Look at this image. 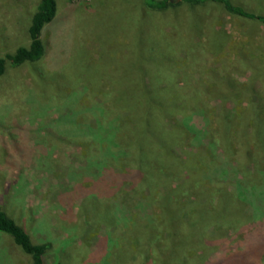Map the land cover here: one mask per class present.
<instances>
[{"label":"rangeland","instance_id":"rangeland-1","mask_svg":"<svg viewBox=\"0 0 264 264\" xmlns=\"http://www.w3.org/2000/svg\"><path fill=\"white\" fill-rule=\"evenodd\" d=\"M38 1L0 0V57L29 43L27 28ZM56 1L55 19L41 33L42 59L9 65L0 78V207L29 232L33 243L50 244L49 264H143L141 236L126 228L150 221L160 209L148 190L131 199L127 187L105 178L115 172L104 171L103 165L113 157L121 159L128 146L113 141L110 154L102 143L97 151L87 145L89 138L107 140L110 131L101 124V107L113 83L129 82L117 64L151 56L153 50L165 60L164 66L145 65L152 82H169L180 90L202 82L194 111L178 114L185 116L186 130L175 127L180 118L166 122L162 130L163 137L174 141L169 162L178 172L171 175L172 184L189 185L192 192L194 181L206 186L231 171L230 149L210 144L221 100L211 93L207 77L212 70L231 72L235 85L243 84L264 104V26L214 2L171 0L174 6L159 11L148 9L144 0ZM230 1L264 16V0ZM243 55L259 69L254 76L240 62ZM246 99V93H237L228 106ZM159 147L151 143L150 150L155 153ZM194 155L201 159L190 170L185 161ZM163 188L161 184L155 192ZM97 198L101 203L94 205ZM89 206L92 218H87ZM245 262L250 260L239 264ZM29 263L0 235V264Z\"/></svg>","mask_w":264,"mask_h":264},{"label":"trees","instance_id":"trees-1","mask_svg":"<svg viewBox=\"0 0 264 264\" xmlns=\"http://www.w3.org/2000/svg\"><path fill=\"white\" fill-rule=\"evenodd\" d=\"M180 1L192 5L222 4L231 15L264 26V16L250 13L233 5L230 0ZM144 2L148 9L159 11L176 4L171 0ZM56 14V0L38 1L27 28L29 43L0 57V78L9 65L19 67L42 59L45 47L41 33ZM147 50L151 51L144 46V51ZM133 58L117 64L123 71L120 76L127 77L125 80L129 82L113 83L100 110L99 118L101 124L109 128L106 138L110 141L89 138L87 145L97 151L98 144L102 143L110 154L112 146L108 144L112 145L113 141V145L124 143L128 146L129 151L121 159L113 157L109 164L103 165L104 171L115 172L105 174V178L127 187V192L132 194L129 196L131 199L135 192L148 190L160 209V213L150 221H143L137 227L130 223L126 228L129 233L138 232L143 247L147 246L141 250L143 264H239L248 260L250 262L245 264H264V176L262 181L259 179L264 174V104L254 100L256 95L237 80L235 85L231 72H210L207 78L213 83L211 93L221 100L211 128L210 144L215 148L230 149L227 155L231 171L228 177L206 186L202 181H194V191L190 192L189 185L184 189L182 184H172L171 175L178 172L169 162L174 141L170 135L163 137L162 130L163 127L165 130V123L173 118H180L174 122L175 127L186 128L185 116L178 114L183 109L194 111L198 97L204 91L202 82L195 81L194 85L181 90L169 82L161 86L160 81L152 82L149 68L145 65L150 68L157 63L164 66L161 61L165 59L155 56L153 50L151 56ZM240 62L246 69L253 70V76L259 72L251 58L243 55ZM134 72H137V77H132ZM172 87L174 92H170ZM237 93H246L248 99L228 106L229 100ZM113 123L120 124V128L112 129ZM151 143L160 146L158 152L150 150ZM200 159L194 155L189 162L185 161V166L191 170ZM161 184L163 191L155 192ZM95 200L94 205L101 203V199ZM89 207L86 216L92 218L94 210ZM0 235L8 237L29 258V264H49L47 252L50 244L33 243L29 232L1 207ZM214 252H217L216 256L211 257Z\"/></svg>","mask_w":264,"mask_h":264}]
</instances>
